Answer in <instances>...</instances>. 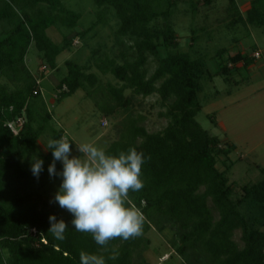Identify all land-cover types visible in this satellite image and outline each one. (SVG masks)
<instances>
[{"label": "trees", "instance_id": "trees-1", "mask_svg": "<svg viewBox=\"0 0 264 264\" xmlns=\"http://www.w3.org/2000/svg\"><path fill=\"white\" fill-rule=\"evenodd\" d=\"M93 1L100 9L93 26L103 22L102 11L113 9L119 22L117 33L130 38L133 43L129 48L135 53L132 60L121 64L109 57L95 62L102 74L110 73L121 82L119 87L107 85L104 104L98 106L110 115L132 104L125 89L143 97L155 93L165 108L160 114L169 119L161 131L150 133L139 124L143 117L127 116L119 137L105 149L108 154H117L135 147L144 154V187L130 192L132 204L144 215L142 235L127 241L116 238L107 251L91 235L71 226L65 240H56L48 233L51 211L40 207L30 195L19 193L17 183L27 175L20 162L34 153L38 138L52 119L32 101L40 97V92L26 64V53L33 44L47 66L56 69V58L65 45L54 43L46 31L57 24L71 30L81 15L64 7L60 0H0V264H80L81 250L104 255L106 264H132L134 253L147 242L145 233L162 222L177 228L175 252L187 263L264 264V232L250 227L241 210L253 212L258 207L264 216V170L261 180L242 185V196L233 198L235 182L226 177L232 163L222 171L216 164L217 156L227 159L235 145L209 135L196 120L202 109V81L211 80L212 74L203 59L179 49L171 21L175 0ZM212 1L201 0L205 6ZM228 4L233 11L230 26L264 25V0H252L245 17L240 15L235 0H228ZM189 6L193 18L197 3L190 0ZM196 32L190 29V49L198 41ZM159 47L164 48V55ZM224 54L225 49H219L214 56L218 74L228 85H237L240 82L234 75L252 65L255 58L242 52L227 58ZM150 57L156 67L147 75L145 66ZM64 64L67 72L57 85L61 89L58 102L78 89L87 94L91 92L88 88L96 90L98 78L94 73H87L72 61ZM21 116L24 122L14 135L7 123ZM61 136V130L51 128L52 139ZM51 156L49 150L45 158ZM237 229L241 231L242 247L232 239Z\"/></svg>", "mask_w": 264, "mask_h": 264}, {"label": "rangeland", "instance_id": "rangeland-1", "mask_svg": "<svg viewBox=\"0 0 264 264\" xmlns=\"http://www.w3.org/2000/svg\"><path fill=\"white\" fill-rule=\"evenodd\" d=\"M191 1L197 3V12L193 18L189 6L190 0H175L176 5L171 15L181 51L189 52L194 58L198 56L203 59L209 66L207 67L210 73L216 70L217 60L214 56L219 49H225L223 58L236 52L251 55L257 50L263 58L253 67L241 69L237 75H234L235 79L244 83L228 85L221 76L212 75L215 76L213 80L211 78L202 81L203 90L199 94L202 109L196 115L197 122L209 135L217 137L221 142L229 141L235 145V149L229 153L227 159L223 155L217 156L216 166L222 171L225 165L232 163L226 177L229 182H235L233 198H237L242 196L240 187L244 184L257 183L262 178L261 170H264V25L258 27L248 23H237L230 26L233 11L228 8V0H213L209 6L203 5L201 0ZM251 1L235 0L241 16L247 15ZM60 2L64 7L79 13L81 17L71 30L57 24L46 31L54 43L65 45L63 52L56 58V69L47 66L42 54L33 44L26 53V64L35 79L39 81L37 90L40 92V97L33 98L32 101L39 108L49 112L52 119L49 128L38 138L32 154H37L38 158L44 161L39 179L30 171L32 155L26 156L20 164L27 175L18 181L17 186L20 194L30 195L40 207L51 211L57 220L62 218L71 226L70 213L60 209L58 204L50 203L61 183L60 177H50L47 171L53 157L45 158L49 150H46L44 145L51 138V128L61 130L62 136L67 135L73 142L72 155L80 156L75 144L91 143L105 150L119 137L127 116L143 117L139 124L150 133L161 131L169 119L160 114L165 108L159 104L157 94L143 97L133 94L130 89L124 91L125 95L132 97L129 108L119 109L110 115L102 111L98 105L104 104L105 88L108 84L119 87L121 82L110 73L102 74L95 67V62L106 57L115 59L119 64L124 60H132L135 53L129 46L133 42L128 37L118 35L119 22L113 9L102 11L100 15L103 22L93 26L100 11L93 0H60ZM190 29L197 31L198 39L192 49L188 46ZM158 49L162 55L165 54L163 47ZM65 61H72L84 68L87 73H94L98 78L96 90L88 88L91 92L87 94V91L78 89L58 102L57 95L61 89L57 85L66 75ZM262 66L263 68H259ZM155 67L156 61L150 57L145 66L147 75H150ZM245 79L248 81L245 82ZM2 81L4 82V79ZM225 87H228L230 94H225ZM56 170L57 172L62 170L59 161L56 162ZM209 205L211 206L210 203ZM241 210L247 217L250 227L264 232V216L258 207H255L253 212L244 208ZM214 214L217 219L216 213ZM177 232L175 225L168 222H162L158 227L152 225L144 235L146 244L134 253L132 264H159L160 259H162L161 264H205L203 261L187 263L175 252V246L178 245ZM240 235L241 231L237 229L232 239L242 247Z\"/></svg>", "mask_w": 264, "mask_h": 264}, {"label": "clouds", "instance_id": "clouds-1", "mask_svg": "<svg viewBox=\"0 0 264 264\" xmlns=\"http://www.w3.org/2000/svg\"><path fill=\"white\" fill-rule=\"evenodd\" d=\"M67 135L48 139L46 150H51L52 163L48 166L50 177H60L61 183L50 203L72 216V229L91 235L93 241L104 251L119 238L127 241L142 235L144 215L132 204L130 192H139L144 187L142 166L145 157L135 147L117 154H108L104 149L91 144H75L80 156H73ZM71 157V158H70ZM62 164L57 172L56 162ZM44 161L32 155L30 171L39 179ZM50 233L54 239L65 240L69 224L55 215L49 216ZM80 264H106L102 254L81 250Z\"/></svg>", "mask_w": 264, "mask_h": 264}, {"label": "built area", "instance_id": "built-area-1", "mask_svg": "<svg viewBox=\"0 0 264 264\" xmlns=\"http://www.w3.org/2000/svg\"><path fill=\"white\" fill-rule=\"evenodd\" d=\"M251 56L255 59H259L261 54L260 52L257 50V51H254ZM45 67L42 68V70H44ZM39 81L36 80V83L38 84ZM24 122V118L21 116V117H17L14 121H11L9 123H7L9 129L12 131V133L14 135H17L19 130H20V127L22 125V123ZM158 262H160L159 264H161L162 262V259H160Z\"/></svg>", "mask_w": 264, "mask_h": 264}, {"label": "crops", "instance_id": "crops-1", "mask_svg": "<svg viewBox=\"0 0 264 264\" xmlns=\"http://www.w3.org/2000/svg\"><path fill=\"white\" fill-rule=\"evenodd\" d=\"M233 54H235V53H233ZM230 55H232V54H230ZM263 60V58L260 56V58L259 59H255V61H254V63L252 64V65H250L248 68H250V67H253L254 66V64H257V62H261ZM215 62H216V60H215ZM263 64H264V61H263ZM206 66H208V65H206ZM261 66V65H260ZM209 67V66H208ZM207 67V68H208ZM248 68H246V69H248ZM259 68H263V66L262 67H259ZM208 70H210V69H208ZM211 73H212V75H215V76H221L220 74H218V66L216 65V70L214 69V71H211ZM235 75H237V74H235ZM239 75V74H238ZM215 76L214 77H212V80L215 78ZM222 77V76H221ZM223 78V77H222ZM234 79H235V76H234ZM235 80H237V81H239L238 79H235ZM246 81H248L247 79H245V82ZM239 82H241V83H244L242 80L241 81H239ZM226 83V82H225ZM224 89V88H223ZM225 94H230V90H228V87H225ZM216 94H218V91H216Z\"/></svg>", "mask_w": 264, "mask_h": 264}]
</instances>
